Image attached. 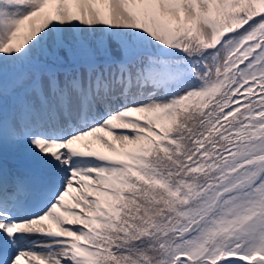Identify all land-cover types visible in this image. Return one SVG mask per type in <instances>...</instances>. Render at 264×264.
Instances as JSON below:
<instances>
[{"label":"snow or ice","instance_id":"1","mask_svg":"<svg viewBox=\"0 0 264 264\" xmlns=\"http://www.w3.org/2000/svg\"><path fill=\"white\" fill-rule=\"evenodd\" d=\"M0 264H264V0H0Z\"/></svg>","mask_w":264,"mask_h":264}]
</instances>
